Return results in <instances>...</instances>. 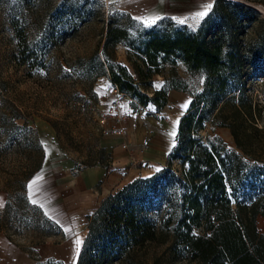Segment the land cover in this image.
Masks as SVG:
<instances>
[{"label":"trees","instance_id":"1","mask_svg":"<svg viewBox=\"0 0 264 264\" xmlns=\"http://www.w3.org/2000/svg\"><path fill=\"white\" fill-rule=\"evenodd\" d=\"M260 14L239 1L214 0L196 30L176 28L173 22L162 27L173 20L164 18L136 35L109 20L103 58L94 54L98 75L105 74L126 94L142 105L151 103L158 111L167 105L170 89L187 90L178 84L184 80L177 83L174 77L151 95L143 92L127 67L113 56L116 44L124 43L141 63H134L140 83L162 67L181 62L188 73L203 77V88L192 94L168 156L169 164L181 161V174L164 167L106 195L88 216L75 264L124 263L136 249L153 242L168 243L174 257L201 264H264V230L258 228V218L264 217V164H260L264 160L257 150L261 140L254 142L255 133L261 132L257 123L264 102L255 98L250 86L264 76V18ZM18 31L17 60L24 64L35 59V49ZM207 123L212 130L229 128L242 153L229 148L219 135L202 136ZM0 133L7 141H26L36 154L24 183L0 207V235L11 224L17 230L34 232L35 243L63 235L59 221L33 203L26 191V181L40 171L45 157L37 130L18 106L1 95ZM248 184L257 189L255 193L241 190ZM37 264L65 263L47 258Z\"/></svg>","mask_w":264,"mask_h":264},{"label":"rangeland","instance_id":"2","mask_svg":"<svg viewBox=\"0 0 264 264\" xmlns=\"http://www.w3.org/2000/svg\"><path fill=\"white\" fill-rule=\"evenodd\" d=\"M244 1L264 9V0ZM206 15L185 22L167 21L162 27L173 22L176 28L196 30ZM260 15L264 18V14ZM109 20L126 26L132 35L151 25L128 17L115 0H0V95L18 106L22 115L36 128L45 152L51 141L57 142L64 152L49 167V170L56 169L55 173L47 171L50 175L48 179L58 181L55 190L59 196H64V201H48L42 195L31 197L49 216L59 221L63 235L48 236L35 243L34 232L22 228L17 230L12 224L1 234L25 250L32 260L53 257L65 264H75L77 248L79 251L81 244L77 245L76 241L82 242L88 216L108 192H114L124 182L150 176L164 167L170 166L176 174H181L183 169L179 160L169 164L168 156L176 143L179 120L187 112L192 94L202 90L203 77L188 73L178 62L174 67L166 65L160 72L151 73L142 84L135 72L134 63L141 64L137 55L124 43L116 44L114 58L127 67L143 92L151 95L155 89L168 86V81L174 77L177 83L184 80V83L178 84L187 88L185 91L170 89L168 103L161 111L151 103L142 105L127 94L122 114L124 139L128 147L122 148V138L102 134L97 121V113L104 105L108 77L98 75L99 67L94 54L103 58L104 35ZM18 30L24 34L27 45L35 49V59L24 64L17 60ZM29 62H33L32 66ZM250 86L255 98L264 102V76L253 80ZM257 124L261 132L255 133L254 142L260 139L261 145L258 148L254 143V146L264 160V107ZM200 134L204 137L219 135L229 148L242 153L227 127L212 130L207 123ZM18 142L17 139L7 141V136L0 133V202L3 205L9 193L24 183L26 174L34 168L35 149L24 140ZM120 157L123 161L117 164ZM99 160L116 167L117 172H112L116 179L109 185L103 180L91 189L82 188L76 178L78 171L100 165ZM44 167L43 160L40 171ZM31 178L26 181V191ZM241 190L253 194L257 189L248 184ZM242 191L240 196L244 194ZM258 228L264 230V217L258 218ZM65 245L71 247L67 255L61 252ZM115 264L201 263L190 258L174 257L168 250V243L153 242L136 249L128 261Z\"/></svg>","mask_w":264,"mask_h":264},{"label":"crops","instance_id":"3","mask_svg":"<svg viewBox=\"0 0 264 264\" xmlns=\"http://www.w3.org/2000/svg\"><path fill=\"white\" fill-rule=\"evenodd\" d=\"M115 1L117 2V6L120 8V10L123 13L133 18H136L145 24H153V23L145 22L149 17H159V19L156 20L155 22H158L159 20L164 18H171L173 20L185 22L190 20L191 18L196 17L197 16L196 13L198 12L205 11V9H207L208 12L211 8V7L208 8V5L212 6V0H115ZM63 153L64 152L59 146V144L55 141H51V143L48 146V150L45 152V157H44L45 167L42 168L40 172L36 173L31 178L30 183L34 180L36 182L32 184L31 188L29 187L27 188V195L30 198L42 195V197L47 198L48 201L52 199H57L58 201H64V196L62 195L59 196L60 194L57 192V190H55V188H57L59 184L58 181L55 179L53 180L48 179L50 176L49 173H55L54 171H56V169L54 171L49 170V167L58 158H60L63 155ZM122 159L123 157H120L117 164L122 163L123 161ZM114 165H116V163H114ZM48 170L49 173L47 172ZM113 170L117 172L116 167L112 168L111 166L105 167L101 165L91 166L79 170L78 171L79 174H77L76 178L82 188L91 189L95 184H97L100 181L106 180L109 185V182L115 180L116 175L112 173ZM37 177H40V179H37ZM127 182H124V184ZM109 193L110 192H108L107 195ZM82 242L80 244V248ZM61 252L65 255L69 254L71 252L70 245H65V247L61 249ZM29 256L30 255L27 252H25V250H23L19 245L15 244L12 240H9L4 236L0 235V264H37L38 262L43 261L47 258H53V257H47L45 259L32 260L30 258L31 256L30 257Z\"/></svg>","mask_w":264,"mask_h":264},{"label":"built area","instance_id":"4","mask_svg":"<svg viewBox=\"0 0 264 264\" xmlns=\"http://www.w3.org/2000/svg\"><path fill=\"white\" fill-rule=\"evenodd\" d=\"M127 97L126 92L120 89L118 84L108 78L104 91V105L97 113V121L104 135L114 134L122 138L120 146L127 148L128 143L124 139L125 123L122 114V104Z\"/></svg>","mask_w":264,"mask_h":264},{"label":"snow or ice","instance_id":"5","mask_svg":"<svg viewBox=\"0 0 264 264\" xmlns=\"http://www.w3.org/2000/svg\"><path fill=\"white\" fill-rule=\"evenodd\" d=\"M210 7H211V5H208V8H210ZM206 14H207V9H205V11H202V12H198V13H196V15H197V16H200V17H203V16L206 15ZM158 19H159V17H149L145 22H146V23H155V21L158 20ZM172 135L174 136L175 133L173 132ZM37 179H40V177H37ZM35 182H36L35 180L32 181V182L29 184V188H31V187H32V184L35 183ZM32 202H33V203H36L35 200H33ZM2 206H3V203L0 202V207H2ZM76 243H77V245H79L81 242H80L79 240H77ZM77 254H78V248H77Z\"/></svg>","mask_w":264,"mask_h":264},{"label":"bare ground","instance_id":"6","mask_svg":"<svg viewBox=\"0 0 264 264\" xmlns=\"http://www.w3.org/2000/svg\"><path fill=\"white\" fill-rule=\"evenodd\" d=\"M241 1L245 2L244 0H241ZM245 3H247V2H245ZM248 4H250V3H248ZM251 5H253L256 9L260 10L261 14H264V9L262 7H260L258 5H254V4H251Z\"/></svg>","mask_w":264,"mask_h":264},{"label":"water","instance_id":"7","mask_svg":"<svg viewBox=\"0 0 264 264\" xmlns=\"http://www.w3.org/2000/svg\"><path fill=\"white\" fill-rule=\"evenodd\" d=\"M240 2H242L241 0H239ZM242 3H244V4H246V5H249V6H251V7H253V8H255L253 5H251V4H248V3H245V2H242ZM256 9V8H255ZM256 10H258V9H256ZM259 12H260V10H258ZM261 13V12H260Z\"/></svg>","mask_w":264,"mask_h":264}]
</instances>
